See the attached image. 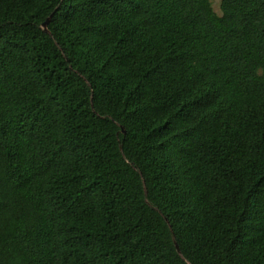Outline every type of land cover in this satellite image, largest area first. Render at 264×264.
<instances>
[{
	"label": "trees",
	"instance_id": "16d2710c",
	"mask_svg": "<svg viewBox=\"0 0 264 264\" xmlns=\"http://www.w3.org/2000/svg\"><path fill=\"white\" fill-rule=\"evenodd\" d=\"M213 1L0 0V264H264V0Z\"/></svg>",
	"mask_w": 264,
	"mask_h": 264
},
{
	"label": "rangeland",
	"instance_id": "374dc122",
	"mask_svg": "<svg viewBox=\"0 0 264 264\" xmlns=\"http://www.w3.org/2000/svg\"><path fill=\"white\" fill-rule=\"evenodd\" d=\"M213 2H214L215 10L218 12V14H221V10H220V7H219L220 0H214Z\"/></svg>",
	"mask_w": 264,
	"mask_h": 264
},
{
	"label": "water",
	"instance_id": "95a60500",
	"mask_svg": "<svg viewBox=\"0 0 264 264\" xmlns=\"http://www.w3.org/2000/svg\"><path fill=\"white\" fill-rule=\"evenodd\" d=\"M48 21H49V20H48ZM48 21L44 23V28H45L46 30H47V24H48ZM176 245H177L178 250L180 251V248H179L178 244H176Z\"/></svg>",
	"mask_w": 264,
	"mask_h": 264
}]
</instances>
